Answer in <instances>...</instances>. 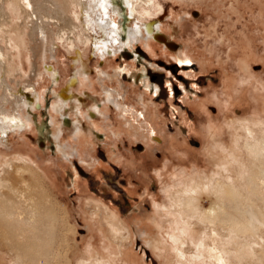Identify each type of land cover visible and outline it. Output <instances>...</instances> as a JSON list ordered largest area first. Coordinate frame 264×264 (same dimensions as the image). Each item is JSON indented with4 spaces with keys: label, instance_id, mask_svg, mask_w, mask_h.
I'll list each match as a JSON object with an SVG mask.
<instances>
[{
    "label": "rangeland",
    "instance_id": "1",
    "mask_svg": "<svg viewBox=\"0 0 264 264\" xmlns=\"http://www.w3.org/2000/svg\"><path fill=\"white\" fill-rule=\"evenodd\" d=\"M152 2L155 8L147 15L141 12L144 19L140 21L157 20L163 41L151 39L147 47L148 39L141 37L104 57L95 52L92 43L79 42L89 78L79 88L71 86L72 92L63 101L68 102L63 106V115L58 113L51 121L48 102L58 99L67 79L79 66L71 57L75 50L68 48L66 38L56 39L54 45L46 44L45 50H41V45L28 34L29 28L25 25L28 20L24 19L22 7L16 0H4L3 11L7 16L2 20L0 14L3 61L0 96H7L11 101L20 86L32 84L29 88H36L41 107L36 105L30 111L29 127L9 131V141L0 139V161L19 158L8 171L0 172V200L11 195V186L19 180V171L15 169L21 170L22 177L29 180L21 156L36 171L40 184L36 186L39 190L31 191L34 200L24 205L22 219L0 213V264H35L40 257L39 262L44 264H107L103 260L96 262L95 257L99 256L116 264L123 261L176 264V249L184 253L186 264H208L202 254L199 258L194 255L205 250L209 236L208 239L204 236V246L199 250L185 235L181 236L183 246L178 247L165 234L167 224H162L161 230L153 227L151 235L156 234L154 237L162 239L163 244H159L158 250H152L138 233L140 225L134 220L140 211L148 216L147 221L156 217L153 202L172 208L168 198L179 195L177 189L184 186L181 181L204 182L206 177L211 178V188L216 178L225 181L221 189H226H218V197L232 201L224 202L232 206L230 214L234 220L230 234H226V225L218 231L222 237L219 247L227 264H264V198L260 192L264 189L254 177L260 162L249 148L252 144H264V90L261 89L264 85V0ZM62 7L66 8L65 14L62 13L64 18L76 25L74 30L79 33L83 29L93 39L95 33L85 27L83 7L69 3ZM52 13L53 29L59 27L65 33L61 11ZM110 15L118 25L122 24L121 16ZM182 52L190 55L188 63L174 57ZM127 63L133 64L130 72L123 70L120 74L126 86L125 101L138 107L134 97L142 93L154 113L153 119L164 126L166 134L178 138L174 145L177 152L161 155L159 151L158 162H145L148 174H155L156 169L160 173L147 184L138 177V171L126 164L130 152L137 158L142 154L143 142L130 143L124 134L118 139L109 134L108 126L115 129L120 122L114 106L106 108L108 117L91 110L104 102L105 87L115 85L114 79L99 73H111L115 66ZM46 65L58 71L56 80L45 70ZM141 66L146 71V80L155 84L157 91L149 88L144 92L136 71ZM2 78L10 90L2 85ZM75 104H80L83 116H76ZM5 106L10 108L9 104ZM58 121L63 125L56 135ZM66 144L73 148L69 158L62 157L58 150V145ZM112 152L124 155L121 163L114 160ZM197 194L203 208L217 201L216 196L211 199L204 191ZM93 204L105 206L129 227V236L119 235L120 251L106 227L104 211L101 215L92 214ZM249 206L263 222L256 225L255 234L250 226H244ZM169 209L166 212L169 233H172L175 216ZM185 210L198 228L196 215L188 207ZM199 235L198 230L196 237Z\"/></svg>",
    "mask_w": 264,
    "mask_h": 264
},
{
    "label": "bare ground",
    "instance_id": "2",
    "mask_svg": "<svg viewBox=\"0 0 264 264\" xmlns=\"http://www.w3.org/2000/svg\"><path fill=\"white\" fill-rule=\"evenodd\" d=\"M81 1L82 3H80L79 0H64V2L58 3L56 0H16V2L20 5V7H22L24 19L28 20L26 21L25 24L29 28L28 34H30L31 39L33 41L41 45L40 46L41 50L43 51L45 50L44 47L46 44L53 43L54 45L56 39L63 40L65 38L66 41H68L69 43L68 48L75 50V53H73L71 57L73 58L74 63H78L79 66L76 68L73 75H71L67 79L65 85L66 88H64L62 92H60L61 94H59L60 96L58 97V99L55 100L54 102H48V114L50 116L49 118L51 121H53L56 118V114L60 113V115H63L62 113V109L64 108L63 106L65 104L68 105V102H63V101L72 92L71 86L76 85L78 87L79 85L84 84L89 78L87 76V71H86L87 67H86L85 59L83 58L81 49L77 45L79 42L82 44L92 43V47L94 48L95 52L99 54L100 57L101 56L104 57V55L107 54L109 55L111 53L115 54V52H117V50H119L125 44H129L134 41H137L138 38L141 37L146 40L148 39L147 41H145V45L147 47H150L151 39H156V38L158 40L163 39V34L160 32L162 30L157 20L152 21L146 19V21H140L144 19L142 17V13L147 15L151 10L155 8L152 0H81ZM3 3L4 0H0V14L2 15V20L5 19L7 16V13L3 11V5H2ZM68 3L77 4L78 7H83L82 12L84 14L83 17L85 18L84 19L85 27L87 28L88 31L95 33L93 39H92V35L87 34L83 29H81L79 33L76 32L74 30L76 25L73 22L69 21L68 19H65L66 16L64 18V14H65L64 11L66 10V8L64 10L62 5L63 4L68 5ZM52 11H55L56 14L58 11H61V15H62L61 17L62 19H64L63 26L64 29L67 30L65 33L61 32L59 27L57 30L53 29L52 21H51L53 16ZM110 14L121 16L123 18L122 24L118 25L115 22L116 19H114L113 16H111ZM31 15L34 16L32 17ZM131 20L133 21L130 22ZM23 21H22V25H23ZM166 42L172 47H175L173 42L169 43L167 40ZM51 54L52 56H54V51ZM174 57L178 58L179 61L184 63H188V61L191 60L190 55L187 54V52H182L180 53V56L178 57L174 56ZM2 63H3L2 58H0V69L3 67ZM242 63L245 64L244 62ZM132 65L133 64H128V63L124 64L123 66L117 65L113 68L111 73H108L106 71H101V73H99L100 76H107L110 79H114L115 85L111 87H105L104 102H100L99 106L94 105L91 108V110L93 111L92 113H97L104 117H108L109 113L107 114L106 108L109 105H112L118 111L116 113L117 116L120 117V119L122 118V116L127 115V117L131 119V122L134 123L135 120L136 121L135 124L137 126L136 131L138 135L136 134L134 135V137L136 139L144 140V144L146 145L145 148L152 151V152H143L142 154H147L148 156L155 159L153 157V154L154 156H157L156 154L159 152V150L161 151L163 149L171 148V147L176 148V146H174L176 139L174 137L175 136L174 134H170V135L166 134L164 130V126L161 123H158V121H155L153 119L154 113L149 107L150 104H148L147 101L144 100L142 93L137 94L138 96L134 97L136 100V105H138V107L135 106L134 104L127 103L125 101L127 98L126 86H124L123 82L121 81L120 74L123 70L131 69ZM45 68H46L45 70L48 71V74L51 76V78L56 80V78L59 75L58 71L55 70V68L50 65H46ZM4 71H6L5 65H4ZM136 71L140 75V83H142L144 86V92L147 91V89L149 88H151L154 91L155 90L157 91L156 85L149 83L146 80L147 77L144 67L142 66L138 67L136 68ZM7 73H11V72H7ZM35 75H37V72L34 70L33 76ZM1 83L2 85L6 86L9 90L11 89V87L5 81L4 78L1 79ZM30 85L32 84H23L22 86H20L18 89L19 93L12 94L14 97L12 98L11 101H9L10 98L7 96L4 95L0 96V139L2 140L7 139V141H9V136L7 135L9 131L21 130L24 129L25 127H29L30 118L28 116L30 114V111H33L34 108H36V105L38 107H41L39 93L37 92L34 86H32V88H29ZM261 89L264 90V85H262ZM2 93H4V89ZM6 104H9L10 108H6L5 106ZM101 106L104 107L103 110ZM74 111L76 116L77 114L83 116L80 110V104L74 105ZM52 112L55 115L52 114ZM78 121H79L78 118L74 120L75 125H77ZM62 125H63L62 121L57 122L56 125L57 134L55 133L56 135H58L62 131ZM108 128H110L111 134L115 136V133L118 129V125L115 129L111 128V126H108ZM128 129L133 134H135V129L132 123H130ZM72 138L71 139L74 140V137ZM249 148L253 150L252 152L256 154L257 157L256 159H258L260 162V165L256 168V171L254 172V177L258 181L259 185L262 186L260 188L264 189V167H263L264 144H258V143L252 144L249 146ZM58 150L61 156L64 158H69L73 153V148L67 146V144L65 146L58 145ZM74 150L76 149L74 148ZM29 158L32 159L31 157ZM20 159L24 162L25 165L24 170L26 171L29 180H26L25 178L22 177V175L20 174L22 172L21 170L15 169L16 172L19 171L18 173L19 180L18 182H15V184L11 186V195L9 197L0 200L1 215L5 217L12 216L18 219H22L24 205L32 204L34 200V197L31 195V191L36 189L39 190L36 186L40 184L39 177L36 171L31 167V165L27 164L25 158L21 156ZM16 161H19V158L18 160L15 161L11 159H4L3 161H0V172L8 171L11 168V165L14 164V162ZM225 168L227 169L228 167H226L225 165ZM210 179L211 178L206 177L205 179L206 183L205 181L200 182L197 180L195 182L193 180H190L189 184H187L185 181L184 186L182 188L177 189V193L179 195H176L175 197L174 194L173 196H170L168 198L169 202L171 201L172 208L169 209L165 205L161 207L169 209V212L170 213L172 212L175 216L173 218V222L179 223V225L176 226V229L179 231H172V233L168 234L169 238L174 242L175 245H177L178 247H182L183 245L181 243L182 240L184 239L181 236L185 235V237L189 236L191 241L198 246L197 250H199L200 246L202 247L204 246L205 243L204 236H206L205 238L207 239L209 236V242L205 247V250L201 249L198 252V254L194 256L199 258V256H201L202 254L207 259L208 264H227V261L225 260V257L222 254L221 248L219 247V244L222 243L221 241L222 237H219L218 231L222 230L221 228L224 225H226V234L227 236H229L230 234L231 221L234 220L230 214L232 206L230 205L231 207H228L225 203H232V201L231 200L224 201L221 197H218L220 191L226 189V188L221 189L226 184V182L223 180L220 181L219 179L216 178L213 184L215 188L214 189L209 187ZM218 189H220V191H218ZM200 191H204L206 194L205 196L210 197L211 199H213L214 196H216L217 201L214 204L212 203L211 206L208 207L204 206L205 208H203L199 202V195L197 194ZM260 192L263 194V198H264V190L260 189ZM187 207L193 211L191 213L196 215L199 224L198 228L194 225L192 218L187 217V212H186L187 210H185ZM246 214H248L247 215L248 218H246V221L244 222V226L247 225L250 226V228L253 229V233L255 234L256 225L263 224V222H260V219L256 217V212L250 206L248 207ZM47 216L49 217L50 215ZM30 217L32 218L34 217V215ZM31 221L33 222L34 219ZM204 223L207 224V226L204 225ZM110 225L113 230H116L113 224ZM46 226L49 230L50 229L49 223L46 222ZM239 227L241 228V226ZM198 230L200 232V235L196 237V233L198 232ZM228 240L229 239L226 238V241ZM242 245L240 246H242L243 249L244 244L242 243ZM237 249H239V247H237ZM175 251L177 257L176 264H186L184 253L178 249H176ZM23 252L26 251L23 250ZM44 256L46 255L44 254ZM44 256L42 257L44 258ZM95 258H96L95 261L98 263L99 261L101 262L103 260L107 264H116L115 262L112 261L110 262L109 259H103L101 256ZM39 259L35 262V264H44L42 262L40 263ZM128 264H132V263H128Z\"/></svg>",
    "mask_w": 264,
    "mask_h": 264
},
{
    "label": "crops",
    "instance_id": "3",
    "mask_svg": "<svg viewBox=\"0 0 264 264\" xmlns=\"http://www.w3.org/2000/svg\"><path fill=\"white\" fill-rule=\"evenodd\" d=\"M119 117V116H118ZM120 119V117H119ZM130 123L133 124V127L135 129V134H133L129 129H128V126L130 125ZM136 121L134 120V123L131 122V119H129L127 117V115H124L122 116V118L120 119V122H119V126H118V129L115 133V136L111 134L110 132V128H108L109 130V134L114 138V139H118L122 136V134H124L127 139H129L130 143L131 142H143V152H152L148 149H146V145L144 144V140L142 139H136L134 137V135H138L137 131H136ZM138 124V123H137ZM175 137V141L178 140V138ZM113 146H115V143H113ZM160 151V150H159ZM142 152V153H143ZM174 152H177V147L174 148V147H171V148H166V149H163L160 151L161 155H167L169 153H174ZM114 154V160L116 162H120L121 163V158L124 157V155L116 152H112ZM159 153V152H158ZM130 156L127 158L126 160V164L128 166H130L131 168L133 167V169L135 171H138V177H140V179L142 180V182L144 183H148L149 179L151 178H154L156 179V175L158 176L160 173H159V170H155V174L153 175H150L148 174L145 169H144V166H145V162L147 161H154V162H158L159 159L157 158V156H154L153 154V157L155 159H153L152 157L148 156L147 154H141L137 157H135L132 152L129 153ZM162 166H166V162H163L162 163ZM41 170V169H40ZM182 184H184L185 181H181ZM164 204H159L158 202H153V208H154V212H155V215L156 217H154L152 220L150 221H147V215L145 213H142V211L139 212V216H136L134 217V220L136 221V223L140 226L139 227V231L138 233H140V235L145 238V243L152 249V250H158L159 249V244H163V240L161 239H158V238H155L154 236L156 234H152L151 235V231H152V228H156L158 230H161L162 228V224H167L168 226V229L167 231L165 232V234H169V218H168V215H167V208H162L161 206H163ZM166 206V205H165ZM93 211H92V214H100L103 212L105 213V218H104V222L106 224V227L109 231V233L111 234L113 240H114V243L117 247V249L120 251V244H119V240L121 239L120 238V234L122 233H127V235L129 236L130 235V229L129 227L119 218H116L115 215L109 210L107 209L105 206H101L100 204H93ZM165 209V212H163ZM160 216H162V218H160ZM110 224H113L115 226V229L116 230H113L111 228V225ZM179 223H174L173 222V229H175L174 231H176V226H178ZM157 236V235H156ZM123 263H126L128 264L129 262H124Z\"/></svg>",
    "mask_w": 264,
    "mask_h": 264
}]
</instances>
